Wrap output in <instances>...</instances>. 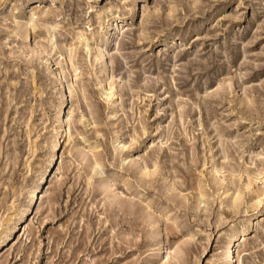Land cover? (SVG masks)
Masks as SVG:
<instances>
[{
  "label": "rangeland",
  "instance_id": "obj_1",
  "mask_svg": "<svg viewBox=\"0 0 264 264\" xmlns=\"http://www.w3.org/2000/svg\"><path fill=\"white\" fill-rule=\"evenodd\" d=\"M236 235L264 264V0H0V264H226Z\"/></svg>",
  "mask_w": 264,
  "mask_h": 264
},
{
  "label": "bare ground",
  "instance_id": "obj_2",
  "mask_svg": "<svg viewBox=\"0 0 264 264\" xmlns=\"http://www.w3.org/2000/svg\"><path fill=\"white\" fill-rule=\"evenodd\" d=\"M41 192L42 190L38 191L36 194L32 196L33 197L32 202L38 201L40 199ZM243 240H244V235H240V236L236 235L231 239L228 246L224 250L225 253L223 257H224L226 264L234 263L233 261L235 258L236 248L240 245L241 241L243 242Z\"/></svg>",
  "mask_w": 264,
  "mask_h": 264
}]
</instances>
